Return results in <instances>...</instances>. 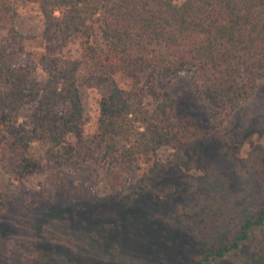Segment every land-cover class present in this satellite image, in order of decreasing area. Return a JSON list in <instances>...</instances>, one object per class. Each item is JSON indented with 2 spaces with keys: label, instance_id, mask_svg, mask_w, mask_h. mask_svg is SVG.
Masks as SVG:
<instances>
[{
  "label": "trees",
  "instance_id": "1",
  "mask_svg": "<svg viewBox=\"0 0 264 264\" xmlns=\"http://www.w3.org/2000/svg\"><path fill=\"white\" fill-rule=\"evenodd\" d=\"M38 5L43 39H57L61 49L75 39L81 44L77 57H42L41 83L30 67L15 63L0 37V149L12 151L19 180L48 170L68 187L72 200L91 203L98 175L145 160L146 177H154L196 145L228 131L242 134L237 112L264 80V0H38ZM5 20L13 31L12 0H0V21ZM96 34L104 54L91 43ZM129 70L138 73L132 94L112 85L99 101L95 133L85 136L80 75L104 84ZM159 78L168 80L166 89L158 87ZM178 88L196 114L180 113ZM27 106L30 114L23 120ZM162 150L170 152L169 161L158 157ZM253 160L224 150L206 161L201 177L186 179L174 209L148 219H163L162 226H152L159 240L149 242L151 234L146 241L145 222H134L144 220L126 212L117 227L125 238L143 237L138 254L146 260L139 264H207L238 250L264 225V192L255 179L250 182ZM7 203L0 193V213ZM100 229L89 236L106 238L115 227ZM122 240L115 243L118 253Z\"/></svg>",
  "mask_w": 264,
  "mask_h": 264
},
{
  "label": "rangeland",
  "instance_id": "2",
  "mask_svg": "<svg viewBox=\"0 0 264 264\" xmlns=\"http://www.w3.org/2000/svg\"><path fill=\"white\" fill-rule=\"evenodd\" d=\"M12 5L15 13L14 30L10 29L7 20L0 21V37L5 39L15 63L30 67L43 83L46 75L42 70L41 58L59 55L77 57L81 41L72 40L61 49L57 39H43V19L38 0H12ZM91 43L98 53H105V44L98 34L91 39ZM136 73V70H129L125 74H114L112 81L104 84H97L84 72L80 75L78 87L84 109L85 136H92L96 131L100 99L109 94L112 85L132 94V80ZM167 81L166 78H159L158 87L166 89ZM176 94L180 98L181 114L197 113L186 92L178 88ZM30 110L29 106L25 107L21 114L23 120ZM235 123L236 127H242L240 136L228 131L212 143L196 145L186 153L183 161H177L176 165L169 166L154 177H146L145 160L133 167L117 168L108 176H96L99 179L95 186L92 185L96 199L91 203L81 198L72 200L68 187H62V183L48 170L19 180L12 151L6 146L2 147L0 193L6 194L8 203L6 211L0 213V264L143 262L146 257L138 254L143 237L125 238L123 228L117 227L122 222L120 218L126 212L135 216V219L141 218L144 221L134 222L137 225L145 222L143 231L146 232V241L151 234L154 236L149 242L159 240L161 237L153 231L152 226H162L163 219L150 222L148 219L160 217L161 213H170L186 179L201 177L206 161L215 159L219 151L230 150L238 159L252 156L254 163L250 182L255 179L256 188L264 192V80L253 99L239 109ZM158 157L167 162L171 154L162 150ZM103 226L115 229L110 230L106 238L102 235L100 240L89 236V231L97 229L100 232ZM120 238L123 239V243L119 244L122 253L114 248ZM102 249L105 250L103 255L100 252ZM190 254L193 255L192 252H181L180 255ZM104 256L108 258L107 263L101 262L106 261ZM207 264H264V225L256 228L238 250Z\"/></svg>",
  "mask_w": 264,
  "mask_h": 264
}]
</instances>
